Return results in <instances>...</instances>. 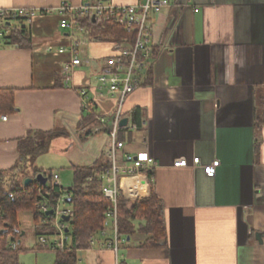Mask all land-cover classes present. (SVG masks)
Listing matches in <instances>:
<instances>
[{
	"label": "crops",
	"instance_id": "crops-1",
	"mask_svg": "<svg viewBox=\"0 0 264 264\" xmlns=\"http://www.w3.org/2000/svg\"><path fill=\"white\" fill-rule=\"evenodd\" d=\"M169 2L152 17L151 80L127 97L121 122L128 123L118 134L127 153L147 152L156 162L131 201L158 199L165 244L144 246V222H137L132 237H120L117 253L102 246L111 236L94 234L96 244L78 251L79 264H264V0ZM63 3L84 0H0V10L33 12L32 46L0 47V90L13 91L15 107L0 113V171L15 167L19 140L29 133L56 132L51 149L88 125L92 131L78 141L94 142L91 164L75 167L110 162L109 132L95 128L113 119L119 99L99 91L98 78L120 51L86 28L76 36L62 29ZM74 56L82 64L66 74ZM195 158L203 165L219 161L215 177L193 167ZM183 159L189 167H174Z\"/></svg>",
	"mask_w": 264,
	"mask_h": 264
},
{
	"label": "trees",
	"instance_id": "trees-1",
	"mask_svg": "<svg viewBox=\"0 0 264 264\" xmlns=\"http://www.w3.org/2000/svg\"><path fill=\"white\" fill-rule=\"evenodd\" d=\"M14 21H18L16 24ZM86 33L94 39H112L116 43L133 42L134 35L113 22L95 23L92 19L82 20ZM0 29L5 31V44L19 48L32 46L28 18L7 16L0 17ZM156 50L154 47V55ZM152 77V66L146 72L144 86ZM15 111L13 91L0 90V113ZM138 116V113H135ZM260 126V124L258 125ZM56 132H31L19 140L20 158L12 169L0 171V232L9 224L8 231L0 234V264H19L18 253L22 228L18 220L19 214L31 212L34 215V228L37 237L54 236L55 230L50 224L52 217L40 213L37 205L41 202L40 183L37 176L42 174L48 178V184L43 188V194H50V200L55 203L59 190L53 187V175L34 168L35 161L41 155L50 151L51 140ZM111 162L94 164L92 167H72L74 183L67 193L72 199L68 206L72 210V219L68 223L70 244L65 250H57L55 264H79V250L89 246L90 238L104 229L106 215L111 206L102 192V182L98 179L89 181L97 174L110 168ZM32 182L25 186V180ZM119 236L132 237L135 234V224L140 225V232L148 236L144 246L161 247L165 244V219L161 204L154 194L149 200H126L120 197L118 201ZM45 222V224H44ZM48 222V223H47ZM164 241V243H162Z\"/></svg>",
	"mask_w": 264,
	"mask_h": 264
},
{
	"label": "built area",
	"instance_id": "built-area-1",
	"mask_svg": "<svg viewBox=\"0 0 264 264\" xmlns=\"http://www.w3.org/2000/svg\"><path fill=\"white\" fill-rule=\"evenodd\" d=\"M169 5V0H144L132 6H120L107 0H84V4L80 6L63 3L58 8V14L62 18V29L69 31L73 36L85 31L86 27L82 24V20L88 18L98 24L113 22L115 25L122 26L128 34L134 35L133 42L116 44L120 51L119 55L108 60V71L98 78L99 91L107 90V94L110 96L118 97L119 105L110 122L100 119V125L95 128L96 133L105 130L109 132L111 137L110 168L89 179L90 182L95 178L102 182L103 195L111 204L106 215L104 229L100 231V235L104 238L112 237L111 242H103L102 246L114 250L116 253L122 242L118 226V201L121 196L130 201L140 197L138 186L140 187L142 183L145 184L150 179L152 171L157 167L154 158L149 153H127L125 144L118 140V134L122 129L120 127L122 108L127 97L143 86L147 69L153 60L154 28L152 17ZM195 12H198V10H195ZM10 15L31 18L33 12L27 10H0V17L4 18ZM5 34V31L0 29V47L3 45ZM75 46H78V44ZM66 51L62 49L59 52L66 53ZM72 51L75 52L74 49ZM81 64L82 61L74 56L73 60L66 64L65 73H69L72 66ZM1 119L7 121L8 117L2 116ZM219 164V161H215L209 165H203L200 158L193 160V167L203 168L210 178L215 177ZM174 167L187 168L189 162L183 159L175 162ZM132 182L134 183L133 187H130L129 183ZM47 184L40 185L39 191L42 199L37 205V209L40 213L52 217L50 224L55 230V239L51 241L53 236H41L39 243L55 251L65 250L71 242L68 223L63 220L64 216H71L72 219V210L67 203L70 195L64 192L59 176L57 174L53 175L52 185L59 190V197L53 203L49 198L50 194H43L42 192ZM124 185L129 186V190H124ZM50 211H53V214L47 215ZM89 244L90 246L96 244L93 236Z\"/></svg>",
	"mask_w": 264,
	"mask_h": 264
},
{
	"label": "rangeland",
	"instance_id": "rangeland-1",
	"mask_svg": "<svg viewBox=\"0 0 264 264\" xmlns=\"http://www.w3.org/2000/svg\"><path fill=\"white\" fill-rule=\"evenodd\" d=\"M74 134L73 138H59L53 142L50 151L41 155L35 161V166L43 169L48 177L59 174L62 181L64 192L71 188L74 183V174L72 166H87L91 164L92 140L80 142L78 139V130H70ZM92 131V126L88 125L85 129L79 131L80 135L87 137ZM79 135V136H80ZM78 137V138H77ZM65 149L64 151H61ZM64 206L62 205V208ZM19 223L21 225L22 234L19 238V264H55L56 251L48 248V246L40 245L39 237L36 236L34 228V215L29 213L19 214Z\"/></svg>",
	"mask_w": 264,
	"mask_h": 264
},
{
	"label": "water",
	"instance_id": "water-1",
	"mask_svg": "<svg viewBox=\"0 0 264 264\" xmlns=\"http://www.w3.org/2000/svg\"><path fill=\"white\" fill-rule=\"evenodd\" d=\"M127 123H128V120H127V119H124V120L120 123V125H121L122 127H124V126L127 125ZM37 181H38L41 185H46V184L48 183V178H46L45 176H43L42 174H40V175L37 176ZM31 182H32V179H31V178L26 179V180H25V186H28ZM71 201H72V199L69 198V199L67 200V203H71ZM49 214H50V215L53 214V211L48 212L47 215H49ZM63 220H64L65 222L69 223V222L71 221V216H64V217H63ZM8 229H9V224H7V225L5 226V229L2 230V231L0 232V234H1V235L5 234V233L8 231Z\"/></svg>",
	"mask_w": 264,
	"mask_h": 264
},
{
	"label": "bare ground",
	"instance_id": "bare-ground-1",
	"mask_svg": "<svg viewBox=\"0 0 264 264\" xmlns=\"http://www.w3.org/2000/svg\"><path fill=\"white\" fill-rule=\"evenodd\" d=\"M133 184H134L133 182H132V183H129V186H130V187H133Z\"/></svg>",
	"mask_w": 264,
	"mask_h": 264
}]
</instances>
